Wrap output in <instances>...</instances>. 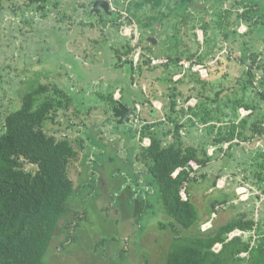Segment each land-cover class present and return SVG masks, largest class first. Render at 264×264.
<instances>
[{
	"label": "rangeland",
	"instance_id": "rangeland-1",
	"mask_svg": "<svg viewBox=\"0 0 264 264\" xmlns=\"http://www.w3.org/2000/svg\"><path fill=\"white\" fill-rule=\"evenodd\" d=\"M94 1L45 0L41 4H29L26 0H0V120L20 107L21 94L39 83L56 84L71 99L69 107L59 110L53 123L47 124V131L57 136L67 135L80 152L68 166L76 193L58 223L45 256L47 264H164L172 229L160 224L172 219L162 210L157 196L152 195V188L144 185L142 179L136 186L132 175L129 179L133 170L135 175L145 172L133 161L129 147L135 145L136 152L139 146L149 143L148 138L140 141L139 133L134 130L139 131L149 120L164 118L162 99L167 93L164 89L176 85L182 94L180 104H184L182 98L188 89L200 88L192 74L207 78L209 70L214 74L216 69H223L222 76L216 82L211 81L208 93L214 97L218 89L226 88L217 102L227 111L226 119L235 115V98L263 109L264 100L259 93H264V24L259 22L263 19L260 14L264 11V0H197L183 18L175 11L169 12L175 4L166 1L168 5L164 4L162 10L169 12L166 13L169 16L150 27H142L138 21L148 22L157 13L152 3L109 0L110 13L102 8L91 13ZM137 1L139 5L135 4ZM245 6L252 9L258 20L256 24L241 21L239 13ZM227 10L229 15L224 13ZM218 12L224 14L226 39L215 24ZM173 37L178 41L176 49L171 46ZM128 46L132 50L124 53ZM246 46L256 48L259 56L252 82L243 89L247 76L241 73L239 57ZM177 51L181 59L202 64L207 76H200L206 75L201 68L196 72L184 71L179 65L175 72L172 64L166 68L151 63L156 66L153 70L145 69L140 76L135 72L131 81L132 72L125 63L131 56L141 52L140 60L168 59L167 55ZM157 75L161 78L157 79ZM182 76V82H174ZM108 96L114 101H107ZM195 103L196 98L192 97L185 105ZM119 104L130 110L129 121L122 124L113 115V108ZM249 112L237 107L236 121ZM197 126L188 133V140L194 136L206 137V127ZM233 142L230 149L214 154L213 162L195 173L197 181L186 184L197 211V222L212 221L206 228L200 226L203 232L216 229L241 213L264 222V195L258 189L259 193L250 195L249 189L239 188L243 184L241 168L255 171L261 147L254 149L255 141L249 146L241 145L237 139ZM228 144L221 146L226 148ZM207 149L212 153L210 146ZM130 167L135 169L130 171ZM93 168L98 170L97 174ZM199 173L206 177L200 178ZM214 174L221 175L220 183L216 184L221 189L212 186ZM247 195L250 197L244 199ZM257 198L261 199L259 203ZM212 201H217L214 222L210 215ZM72 218L73 225L66 227ZM196 233V229L183 232L184 235ZM241 235L250 241V247L259 238L253 231ZM219 248L217 244L213 247ZM239 256L246 258L248 253L241 252Z\"/></svg>",
	"mask_w": 264,
	"mask_h": 264
},
{
	"label": "trees",
	"instance_id": "trees-1",
	"mask_svg": "<svg viewBox=\"0 0 264 264\" xmlns=\"http://www.w3.org/2000/svg\"><path fill=\"white\" fill-rule=\"evenodd\" d=\"M26 1L29 4H41L45 0ZM145 1L152 3L157 13L149 17L148 22L138 21L142 27H150L162 17L169 16L166 14L169 12L175 11L183 18L189 7H192L197 0ZM166 1L175 4L169 12L162 10L166 7L164 6ZM135 4L139 5V2ZM224 13L229 15L230 11ZM223 15V12H218L215 24L223 31L222 35L226 39ZM239 16L241 21L244 20L248 25L251 22L255 24L258 22L252 9L247 6ZM260 16L264 19L263 10ZM263 19L259 24H264ZM203 27L206 29L205 25ZM174 39L171 41V46L176 49L178 41ZM126 49L124 53H130L132 50L129 46ZM192 56L195 54L190 55L189 58ZM258 56L259 51L253 46H246L241 50L239 57L241 73L247 76V80L242 85L243 89L252 82L253 68L258 65ZM167 58L168 62L162 65L167 68L172 64L176 72L182 55L177 51L167 55ZM120 60L121 58L118 57L117 61ZM125 63L129 64L132 75L138 72L139 76L143 70H153L156 67L150 65V58L140 60L136 65H133L131 59L126 60ZM243 66H246V69ZM208 72L207 78L192 74L196 83L200 84V88L196 86L189 88L186 96L182 98L184 104H180L179 97L182 94L176 85L164 89L167 91L164 92L162 99L163 106L165 105L164 118L151 123L145 122L139 131L134 130V133H139L140 141L148 138L149 143L139 146L136 152H134L135 145L129 147V154L134 157L133 161L140 164L142 171H145L141 174H132L135 167L132 169L131 166L129 170L133 171L129 173V179L133 176V183L136 186L142 179L146 183L144 185L152 188V195L157 196L162 210L172 219L169 223L160 224L161 227L170 226L172 229L169 233L171 241L164 264H264L263 221L262 223L260 219L254 220L253 217H248L247 213H241L218 228L203 232L200 226L212 221L208 219L203 223L197 222L198 215L192 195L187 192L186 184L190 180L197 181L195 173L213 162L214 154L230 149L235 144L233 142L235 139L238 143H252V140L256 142L258 137L264 139V107L262 109L257 105L244 104L235 98L233 102L236 104L235 115L231 114L232 117L226 119L227 111L217 105L218 97L226 88L218 89L214 97L208 93L209 85L213 84L211 81L216 82L222 76L223 69L220 71L216 69L214 74L211 70ZM160 78L157 75V79ZM168 79L172 81V77ZM182 80L183 76L174 82L178 83ZM259 96L264 100L263 92L260 91ZM192 97L196 98V103L185 105ZM107 101L113 102V97L108 96ZM70 102V97L56 84L39 83L30 91L21 94L20 107L10 111L3 120H0V264H47L45 256L51 247L58 223L68 211V201L76 193L74 182L68 173V166L80 153L75 146L76 143L67 135L57 136L47 131V124L53 123L57 112L67 109ZM112 105L114 106L115 103ZM237 107H244L250 112L236 121ZM198 124L206 127V137L204 135L203 138L197 139L194 136L188 140V133L192 128L197 129ZM255 138L258 139L254 140ZM224 143H229L226 148L221 146ZM208 146H217L216 153L214 151L209 155ZM256 147L258 146L254 148ZM256 157L260 161L255 171L243 167V180L249 181L264 195V151L259 150ZM190 161L196 162L199 168L193 170L189 165ZM86 168L87 166L85 171ZM92 170L98 173V170L94 168ZM176 170L179 171L173 176ZM199 175L200 178L206 177L204 173ZM219 177L220 174H214L212 186L221 189L216 185ZM183 189L186 194L185 199L181 196ZM129 193L132 194L130 186ZM147 193L148 196L151 195L148 191ZM223 199L225 202L226 199ZM216 204L217 201L210 203L213 222L216 219L214 211ZM73 222L72 218L66 227H71ZM190 229H196L197 233L183 234ZM236 229L254 230L259 234L257 243L250 247V241L244 240L241 236L228 238V234ZM216 244L221 245L218 251L213 250ZM241 252H247L248 256L240 257Z\"/></svg>",
	"mask_w": 264,
	"mask_h": 264
},
{
	"label": "built area",
	"instance_id": "built-area-1",
	"mask_svg": "<svg viewBox=\"0 0 264 264\" xmlns=\"http://www.w3.org/2000/svg\"><path fill=\"white\" fill-rule=\"evenodd\" d=\"M140 54H141V52L140 53H137L136 56H131V60L133 61V65H136L137 62L140 60ZM167 62H168V59H164V58L163 59H156V58H154L152 60L150 59V64L152 63V64H155V65L156 64L157 65H160V64L167 63ZM179 65L183 68L184 71L189 70V71H192V72H196V71H198L201 68V72L202 71L206 72V75H204L203 73H201L200 76H207V71L205 70V67H203L202 64H196L194 60L180 59ZM257 145L261 147L262 151H264V144L262 145V143L259 141V142H257ZM211 151H213V148L211 149ZM209 154H210V152H209ZM189 165L192 167L193 170H196L197 168H199V165L196 162H194V161H190L189 162ZM178 171L179 170H176L173 173V176H175L178 173ZM181 196L184 199L186 198V194H185L184 189L181 190ZM210 223H211L210 221L204 223L203 224V227L206 228V226H210ZM252 231L254 232V230H252ZM241 234H244V231L243 230H240V229H236V230H234V231H232V232H230L228 234V238H232L233 236H242ZM217 245H220V244H217ZM218 250H215V251H218Z\"/></svg>",
	"mask_w": 264,
	"mask_h": 264
},
{
	"label": "water",
	"instance_id": "water-1",
	"mask_svg": "<svg viewBox=\"0 0 264 264\" xmlns=\"http://www.w3.org/2000/svg\"><path fill=\"white\" fill-rule=\"evenodd\" d=\"M99 7L102 8L106 13H110L109 0H95L91 13H97ZM148 39H150L153 43H155L154 38L149 37ZM113 115L115 118H117L118 124H122L124 122L129 121V109H127V107H125L124 105L119 104L115 108H113Z\"/></svg>",
	"mask_w": 264,
	"mask_h": 264
},
{
	"label": "crops",
	"instance_id": "crops-1",
	"mask_svg": "<svg viewBox=\"0 0 264 264\" xmlns=\"http://www.w3.org/2000/svg\"><path fill=\"white\" fill-rule=\"evenodd\" d=\"M132 77H133V75L131 74V81H132ZM176 80V79H175ZM158 101V100H157ZM151 115L152 116H154L155 115V112L154 111H152V113H151ZM153 121H155V120H149V121H147V123H151V122H153ZM259 138V139H258ZM258 138H255L254 140H257L256 142H255V146H258L257 145V142H261V138L262 137H258ZM263 141H264V139H263ZM252 142H253V140H252ZM242 144L241 145H245V146H249L248 144L249 143H247V142H241ZM263 144H264V142H263ZM211 148H213V151H212V153L214 152V150L216 151V149L218 148L217 146H211ZM255 149V148H254ZM209 154V153H208ZM209 155H212L211 153L209 154ZM241 169H243V167L241 168ZM225 178H226V175H224L223 176V179H224V181H225ZM223 179L221 180L222 182H223ZM218 183H220V180L218 181ZM240 189H242V190H247L248 191V189H249V194L251 195V194H257V193H259L258 192V190H257V188H256V186H254L253 184H251L249 181H244L243 180V184L239 187ZM238 189V188H237ZM250 190H253V192H250ZM245 197V196H244ZM250 196L249 195H247V197H245L244 199H248ZM257 197V196H256ZM243 199V200H244ZM242 200V199H241ZM259 200H261L260 198H257V202L259 203L260 201ZM206 223V222H205ZM170 238L167 240L168 241V246H169V244H170V241H171V234H169L168 235Z\"/></svg>",
	"mask_w": 264,
	"mask_h": 264
},
{
	"label": "flooded vegetation",
	"instance_id": "flooded-vegetation-1",
	"mask_svg": "<svg viewBox=\"0 0 264 264\" xmlns=\"http://www.w3.org/2000/svg\"><path fill=\"white\" fill-rule=\"evenodd\" d=\"M100 8V7H99Z\"/></svg>",
	"mask_w": 264,
	"mask_h": 264
}]
</instances>
